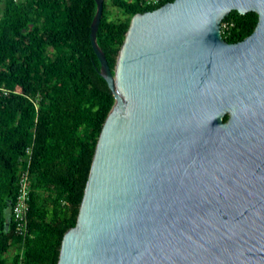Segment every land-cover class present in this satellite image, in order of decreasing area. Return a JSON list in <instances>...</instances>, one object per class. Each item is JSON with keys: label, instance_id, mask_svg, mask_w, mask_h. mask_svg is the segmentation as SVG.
<instances>
[{"label": "water", "instance_id": "95a60500", "mask_svg": "<svg viewBox=\"0 0 264 264\" xmlns=\"http://www.w3.org/2000/svg\"><path fill=\"white\" fill-rule=\"evenodd\" d=\"M95 1L92 46L116 104L58 264H264V0L136 14L114 70ZM234 11L259 21L229 43Z\"/></svg>", "mask_w": 264, "mask_h": 264}, {"label": "trees", "instance_id": "16d2710c", "mask_svg": "<svg viewBox=\"0 0 264 264\" xmlns=\"http://www.w3.org/2000/svg\"><path fill=\"white\" fill-rule=\"evenodd\" d=\"M143 0H104L98 43L114 70ZM117 13V16H115ZM95 0H3L0 9V264H58L75 227L96 146L116 99L92 46ZM126 16L127 19H123ZM259 16L237 11L223 36L238 43ZM228 118H225L227 121ZM30 174L26 237L14 208Z\"/></svg>", "mask_w": 264, "mask_h": 264}, {"label": "built area", "instance_id": "2783aa9c", "mask_svg": "<svg viewBox=\"0 0 264 264\" xmlns=\"http://www.w3.org/2000/svg\"><path fill=\"white\" fill-rule=\"evenodd\" d=\"M0 0V9L1 3ZM15 2H22L24 0H13ZM167 0H143L142 4L148 7H158ZM227 29V25L222 26V31ZM30 195H31V184L30 174L27 171L22 172L19 181L18 200L14 208V218L17 224V233L20 236L26 237L29 233L28 230V214L30 210Z\"/></svg>", "mask_w": 264, "mask_h": 264}, {"label": "rangeland", "instance_id": "374dc122", "mask_svg": "<svg viewBox=\"0 0 264 264\" xmlns=\"http://www.w3.org/2000/svg\"><path fill=\"white\" fill-rule=\"evenodd\" d=\"M115 16H117V13H115ZM123 19H127V17L126 16H123Z\"/></svg>", "mask_w": 264, "mask_h": 264}]
</instances>
